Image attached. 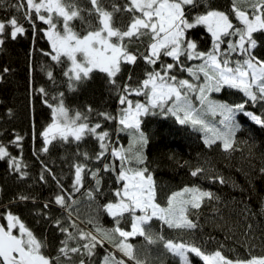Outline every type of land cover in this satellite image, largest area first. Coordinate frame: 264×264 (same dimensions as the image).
<instances>
[{"label": "snow or ice", "instance_id": "obj_1", "mask_svg": "<svg viewBox=\"0 0 264 264\" xmlns=\"http://www.w3.org/2000/svg\"><path fill=\"white\" fill-rule=\"evenodd\" d=\"M3 2L0 0V4ZM10 6L21 13L33 31L37 20L47 26L42 33L50 50L41 53L50 58L53 67L41 69L48 85L32 89L50 112V123L39 132V152L48 154L56 143L75 144L78 159L70 165L73 171L68 186L52 167L40 161L39 181L47 184L51 177L56 190L34 215L37 224L43 222L55 229L60 234L58 239L50 241L44 232L38 233L6 206L0 212L4 221L0 222V264H96L97 249L106 242L115 252H106L100 264H147L141 255L144 247L138 249L132 243L136 237L143 238L146 245H162L176 258V264H264V250L256 252L251 244L244 254L226 249L223 243L207 250L195 240L168 239L153 230L155 220L168 229L194 232L200 228V210L219 197L199 186H184L171 192L162 204L154 173L148 167L150 137L144 128L149 117H173L180 125L202 131L205 146H219L226 153L237 150L238 114L264 128V113L248 110L256 105L264 108V56L257 51L264 49V0H230L226 10L212 7L208 0H17ZM200 27L211 38L210 51L201 50L190 35ZM27 31L16 15L0 20V51L6 41H15ZM140 44L145 45L143 51L133 49ZM139 61L148 67L143 78L134 79L132 70ZM185 61L202 63L186 67ZM54 66H59L58 74ZM174 69L187 72L192 81L178 78ZM10 71L8 67L0 70V83L3 74ZM94 73L106 77L116 98L115 112L91 105L75 109L67 102V94L77 93ZM225 88L237 90L243 99L230 104L212 98ZM6 115L11 118L12 110L8 109ZM217 115L222 117L218 121L222 128L207 119ZM114 135L128 137L127 146ZM89 138L97 145L94 152L80 149ZM23 142L24 136L19 133L7 143L0 141V161H5L19 180L29 178V165L22 156ZM10 146L19 153L14 155ZM260 171L264 173V168ZM104 173H111L117 185L101 205L114 221L110 229L100 227L93 218L80 220V200L75 198L79 194L95 202L103 197ZM205 173L203 166L190 169L194 178ZM205 178L225 182L222 177ZM3 192L0 187V194ZM13 203L35 204L36 198L17 193L9 205ZM54 207L61 209L62 215L53 216ZM81 223L94 227L86 230ZM251 228L247 225L246 237Z\"/></svg>", "mask_w": 264, "mask_h": 264}, {"label": "trees", "instance_id": "obj_2", "mask_svg": "<svg viewBox=\"0 0 264 264\" xmlns=\"http://www.w3.org/2000/svg\"><path fill=\"white\" fill-rule=\"evenodd\" d=\"M86 2L87 0H82V3ZM116 2L123 3L124 0H116ZM208 2L212 7L221 10H226L230 5V0H208ZM14 3H17V0H4L0 4V20L16 15L28 31L26 35L18 37L15 41H6L3 51H0V70L4 67L11 69L9 73L3 74L4 81L0 83V102H2L0 103V133H2L0 141L7 143L14 138L16 133L24 136L22 156L29 165L27 169L29 178L19 180L10 173L8 164L0 161V187L4 189V192L0 194V212H3L6 206L10 207L30 227L38 233L44 232L50 241L55 242L60 234L43 222L37 224V217L34 215L35 211L49 200L56 190V184L51 177H48L47 184L39 181V175L42 172L40 161L52 167L56 175L68 186L72 180L73 171L70 165L73 160L78 159L75 156L77 146L56 143L50 147L48 154L39 152L42 146L39 132L50 123V112L41 103L40 98L33 94L32 89L48 85L45 72L41 69L42 67H53L50 58L41 53V50H50L42 33V29H46L47 26L37 20L35 31H33L27 22L22 20L21 13L11 8L10 5ZM74 23L79 26V21ZM190 35L199 42L201 50H211V38L202 27L193 30ZM132 47L133 49L138 47L140 51H143L145 45H133ZM257 51L264 56V49ZM165 60L172 62L170 58H165ZM184 63L186 67H192L202 61H185ZM147 67L139 61L132 70L134 79L143 78ZM54 70L58 74L59 66H54ZM174 72L178 78L192 81V77L188 76L187 72L176 69ZM200 82H203L202 74ZM213 98L230 104L243 99L242 94L237 90L228 88L221 93H214ZM67 102L71 107L80 110L88 105L100 111L115 112L117 109L116 98L102 73H94L92 80L88 81L77 93H68ZM194 103L197 105L198 101ZM8 109L13 112L11 118L6 115ZM248 110L256 114L264 113V108L260 105L250 107ZM207 118L214 123L217 122L215 117ZM237 122L240 125L236 134L237 150L226 153L219 146L212 148L205 146L201 131L194 129L191 125H180L173 117L155 116L146 119L144 128L150 137L147 149L148 167L157 181L160 202L166 203V197L171 192L180 190L184 186H199L219 197L218 201L208 202L198 213L197 220L200 225L198 230L191 233L172 230L154 220V231L163 234L168 239L195 240L203 244L207 250H212L221 243L226 249L231 247L240 254L247 251V244H251L256 252L264 250V173L260 171L264 168V128L239 114ZM34 134L35 139H33ZM114 139H118L119 143L124 146H127L129 142V138L123 135L119 137L114 135ZM96 148L97 145L91 138L80 145L81 150L89 152H94ZM10 151L14 155L19 153V149L12 146H10ZM185 161L189 162L188 165L180 167V164H184ZM196 166H203L206 173L198 178L192 177L190 169ZM45 175L47 176V173ZM103 176L105 192L103 197L95 202H89L81 198L79 194H76L75 198L80 200L78 205L80 220L87 221L93 218L100 227L110 229L114 226V221L103 212L101 205L110 199L111 191L117 185L111 173H104ZM206 176L222 177L225 182L221 184L218 179L205 178ZM17 193L31 194L36 198V203L9 205V201L13 200ZM52 215L60 216L62 210L54 207ZM80 220H77V223H80ZM126 223L127 220L121 224V227H125ZM249 224L252 225L251 234L246 237L244 233L249 231L247 229ZM80 227L92 230L94 226L81 223ZM132 243L138 249L144 247L145 250L141 252V255L146 259L147 264H176V258L167 253L162 245H146L141 237H136ZM106 252H115V249L107 242L103 248L97 249L96 264H100V257ZM232 254L234 255L235 252ZM117 255L120 254L117 253ZM195 264H200V262L196 261Z\"/></svg>", "mask_w": 264, "mask_h": 264}, {"label": "rangeland", "instance_id": "obj_3", "mask_svg": "<svg viewBox=\"0 0 264 264\" xmlns=\"http://www.w3.org/2000/svg\"><path fill=\"white\" fill-rule=\"evenodd\" d=\"M235 22V21H234ZM213 98V97H212ZM196 107H199V102H198V104L197 105H195ZM216 119H217V122H215V124H216V126H218V127H221L222 128V126L221 125H219V123H218V121L220 120V119H222V117L221 116H219V115H217L216 117H215ZM208 119V118H207ZM209 120V119H208ZM212 123H214L212 120H210ZM202 132V131H201ZM202 134H203V139H204V133L202 132Z\"/></svg>", "mask_w": 264, "mask_h": 264}, {"label": "water", "instance_id": "obj_4", "mask_svg": "<svg viewBox=\"0 0 264 264\" xmlns=\"http://www.w3.org/2000/svg\"><path fill=\"white\" fill-rule=\"evenodd\" d=\"M1 222V221H0Z\"/></svg>", "mask_w": 264, "mask_h": 264}]
</instances>
